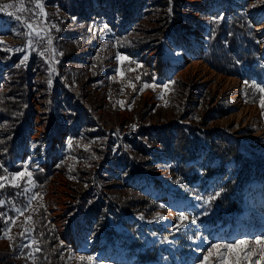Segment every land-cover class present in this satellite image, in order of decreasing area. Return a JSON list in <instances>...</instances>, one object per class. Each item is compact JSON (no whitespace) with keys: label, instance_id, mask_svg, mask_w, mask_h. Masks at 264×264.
Listing matches in <instances>:
<instances>
[{"label":"rangeland","instance_id":"1","mask_svg":"<svg viewBox=\"0 0 264 264\" xmlns=\"http://www.w3.org/2000/svg\"><path fill=\"white\" fill-rule=\"evenodd\" d=\"M48 1L23 0V5L21 0L0 1L13 5L8 12L16 11L21 6L26 8L27 11H16V14L27 19L34 29H28L14 16L0 12V52H7L10 56L20 54V64L27 63L32 52L45 53L46 62L55 70L51 30L55 28L53 25L60 12L57 6L48 4ZM176 1L183 2L178 12L180 17L176 18L172 14L163 35L150 50L135 52L133 57L116 54L118 41L109 38L110 34L106 33L99 42L105 59L101 73L94 81L90 74L91 59L85 53L81 55L80 60L85 63L79 68L83 76L80 101L76 98V102L84 112L83 117L89 120L87 124L122 139L135 134L141 125L156 127L170 122L173 116L170 103L179 105L178 110L184 108L186 115L193 114L189 123L196 126H199L197 121H204L207 111L216 107L228 109L226 116L207 118L204 129L222 132L248 156L264 161L263 99L257 104L247 102L241 80L220 75L203 63L204 35L200 30V27H206L210 22V14L229 12L244 5L256 25L260 55L264 60V0ZM102 12L107 16V22H110L112 11ZM30 13H34V17L29 18ZM89 16L93 18L92 14ZM157 18V15L145 18L138 35L143 37L155 28ZM90 25L96 26V21ZM102 28L107 30L104 24ZM48 38H51V44H48ZM120 56H127L128 59L121 60L118 58ZM8 59L0 56L1 90H6L9 83L7 73L3 71ZM43 77L42 74L34 81V96L31 100L33 123L19 148V170L4 176L5 179L0 181L7 185H21L19 189L24 205H29L23 215L14 211L13 218L0 231V264H38V251L36 244H32V231L40 210L49 214L60 238L70 246L68 264H264V182L255 185L247 193L242 213L225 226L219 223L214 225L210 218L199 214L208 204L197 206L200 203L197 196L191 194L169 172L167 154L160 148L149 151L151 162L148 168L139 173H125L117 183L118 188L140 189L157 200L159 205L155 212L149 217L110 212L103 219L100 234L88 231L82 203L83 190L99 188L95 182L94 166L89 161L79 162L74 151L88 148L94 143L98 146L102 139L85 143L81 139L68 137L74 124L68 128L61 118L54 122V118L58 119V112L60 116L67 115L64 104L51 106L50 117H47L45 99L41 98L42 90L39 89ZM110 81L118 84V95L112 93ZM52 82L59 80L55 77ZM146 84L151 86L145 87ZM54 88L57 93H62L61 85H55ZM49 122L52 123L51 127ZM133 125L136 127L133 128ZM124 148H129V144L122 143ZM106 162L101 163L103 165L100 168L107 174L117 175L112 158ZM24 166L31 171V178L25 176L20 180L13 179L15 174L24 170ZM40 169L52 171L44 190H39L41 185L33 177V173ZM84 172H89V175H82ZM22 189H28L27 193H23ZM34 194L36 198L31 199ZM181 212L189 216L190 220L184 227L177 229L174 225L179 223ZM29 216L31 220L27 219ZM160 216L164 219H159ZM192 217H195L194 221ZM203 217L206 219L201 221ZM26 228L31 231L21 237L20 234ZM106 228L112 234H108ZM240 240L244 243L239 244ZM216 243L233 244L234 247L231 250L212 249L211 245ZM22 244L30 246L21 247ZM146 250H154L156 257L148 262H140L137 255ZM88 257L93 259L89 260Z\"/></svg>","mask_w":264,"mask_h":264},{"label":"trees","instance_id":"2","mask_svg":"<svg viewBox=\"0 0 264 264\" xmlns=\"http://www.w3.org/2000/svg\"><path fill=\"white\" fill-rule=\"evenodd\" d=\"M48 4L57 6L60 12L54 23L55 28L51 30L54 39L55 70L46 62L45 53L32 52L28 62L20 64V54L10 56L7 52H0V56L9 58L3 70L7 73L9 83L6 90L0 89V141H3L0 143V164L6 169L0 171V175L7 176L19 170V148L31 131L33 123L31 100L34 96V81L43 74L39 89L42 90L41 98L45 99L47 117H50L51 106L64 104L67 115L60 116L58 112V119L54 118V122L61 118L68 128L70 124H74L68 137L81 139L85 143L92 139H102L98 146L94 143L88 148H77L74 151L79 162L89 161V164L94 166L95 182L99 188L97 190L89 187L83 190L82 203L88 231L93 230L95 234H100L103 230V219L110 212L124 215L143 214L144 217H149L155 212L156 206L159 205L157 200L140 189H121L117 186L125 173H139L149 167V151L153 148L165 151L169 172L174 174L191 194L208 199L219 193V196L208 204L207 208L210 210L206 208L199 213L201 216L210 218L214 225L219 223L220 226H225L242 213L243 200L247 193L255 185L264 182V161L248 156L222 132L204 129L207 118L218 119L226 116L228 109L216 107L207 111L204 121H197L199 126H203L200 128L189 123L193 114L186 115L184 108L178 110L179 105L170 103V108L173 107L170 122L156 127L144 124L139 126L135 134L119 139L101 128L87 124L89 120L83 117L84 112L76 102V98L80 101L83 74L79 68L85 63L80 60L83 53L91 59L90 74L94 81L101 73L105 59L102 44L99 45V42L106 33L110 34L109 38L118 41L116 54L133 57L135 52H145L155 45L156 40L163 35L164 28L168 26L172 14L176 18L180 17L178 12L183 2L49 0ZM103 10L112 11L110 22H107ZM91 14L93 18L89 16ZM151 15L158 16L156 27L146 32L145 36H139L141 24ZM209 17L208 25L200 27L204 35L201 55L203 63L220 75L241 80L244 99L247 102L257 104L261 99L264 100V94L260 91V88L264 87V60L260 55L256 25L244 5L229 12L212 13ZM93 21H96L97 25L88 26ZM103 24L107 26L106 31L102 28ZM108 48L112 49L111 46ZM18 64L20 67H17ZM142 69L145 70L146 67L143 66ZM55 77L59 82H52ZM55 85L63 87L62 93H57ZM109 86L114 95L119 94L118 84L110 81ZM122 143L129 144V148L122 149ZM110 158L116 165L117 175L107 174L100 168L107 164L106 160ZM51 173L52 171L42 169L33 173L35 182L41 185L39 190L46 189ZM82 175H89V172ZM0 200L6 201L5 205L0 206V213L5 214L0 216L1 231L15 214L14 210H9L11 205L8 202H15V206L19 208L24 205V199L19 188L5 184L0 190ZM205 219L206 217H203L201 221ZM106 231L112 234L110 229L106 228ZM32 238L40 249L37 253L38 264H68L67 258L71 248L60 238L55 224L45 210L38 213ZM137 256L139 261L144 263L154 260L156 253L154 250H146Z\"/></svg>","mask_w":264,"mask_h":264},{"label":"snow or ice","instance_id":"3","mask_svg":"<svg viewBox=\"0 0 264 264\" xmlns=\"http://www.w3.org/2000/svg\"><path fill=\"white\" fill-rule=\"evenodd\" d=\"M31 2V0H30ZM21 5H23V0H21ZM39 7V5H37ZM10 8H13V5L10 4V3H3V2H0V12H5L6 14L10 15V16H14L16 18V20L18 22H20L24 27H27L28 29H33V25L31 23H28L27 22V19H22L21 16L17 15L16 14V11L18 12H24V11H27L26 8H24L23 6H21L19 9H17L16 11H13V12H8V9ZM34 13H30V17L29 18H32L34 17ZM53 27H55V25H53ZM107 27V26H105ZM34 30V29H33ZM25 35H31V33H25ZM37 36H39V33H37ZM29 43H31V40L29 41ZM52 41H51V38H48V44H51ZM42 54V53H41ZM119 59L121 60H126L128 59L127 56H120L118 57ZM21 63H23V61H21ZM17 67H20V65L18 64ZM51 83V81L49 80V84ZM151 85H148L146 84L145 87H150ZM165 87H167V85H165ZM260 91L261 92H264V87H261L260 88ZM261 107L264 108V100L261 101ZM133 128H135L136 126L133 125L132 126ZM0 143H3V141H0ZM0 171H6V169H4L3 165L0 164ZM31 171H28L27 170V166H24V170H22L21 172L15 174L14 178L15 180H20L22 179L23 177L27 176L29 178H31ZM5 177L0 175V181L4 180ZM12 187H16V188H20L21 185L19 184H13L11 185ZM5 187V184L4 183H0V190H2L3 188ZM28 189H22V192L23 193H27ZM219 196V193H215L214 195H212L211 197H209L208 199H204L203 197H200V196H197L196 199L197 201H200V203L197 205L198 207L200 206H203V205H207V204H210V202L212 200H215L217 197ZM36 198V194H34L31 199H35ZM6 201L5 200H0V206H3L5 205ZM11 207L9 210H14L17 214L19 215H23V212L25 210H27V208L29 207V205H22L21 207L17 208L15 206V202H8ZM29 204H30V201H29ZM5 214L4 213H0V216H4ZM28 220H31V217L29 216L27 218ZM159 219L163 220L164 217L160 216ZM192 221L195 220V217H192L191 218ZM189 216L185 215L183 212L180 213L179 217H178V221L179 223H177L176 225H174L175 228L179 229L181 227H184L187 223H189ZM7 222V220H5V223ZM13 223H15V220L13 219L12 221ZM29 231H31L30 229H24V231L20 234L21 237H24L26 233H28ZM10 238V237H9ZM37 242L35 240L32 241V244H36ZM244 241L243 240H240L239 241V244H243ZM21 247H26V246H30V245H20ZM234 245L233 244H227V243H224V244H221V243H216V244H213L211 245V248L212 249H227V250H231L233 249ZM37 251H40L39 248L36 249ZM209 254H211V252L209 251ZM81 260L84 259V257H80ZM89 260H92L93 258L92 257H88ZM236 264H238V262H236Z\"/></svg>","mask_w":264,"mask_h":264},{"label":"bare ground","instance_id":"4","mask_svg":"<svg viewBox=\"0 0 264 264\" xmlns=\"http://www.w3.org/2000/svg\"><path fill=\"white\" fill-rule=\"evenodd\" d=\"M0 1H2V0H0Z\"/></svg>","mask_w":264,"mask_h":264}]
</instances>
